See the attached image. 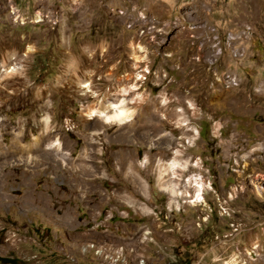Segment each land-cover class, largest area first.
Masks as SVG:
<instances>
[{"label":"rangeland","instance_id":"rangeland-1","mask_svg":"<svg viewBox=\"0 0 264 264\" xmlns=\"http://www.w3.org/2000/svg\"><path fill=\"white\" fill-rule=\"evenodd\" d=\"M0 264H264V0H0Z\"/></svg>","mask_w":264,"mask_h":264},{"label":"bare ground","instance_id":"bare-ground-1","mask_svg":"<svg viewBox=\"0 0 264 264\" xmlns=\"http://www.w3.org/2000/svg\"><path fill=\"white\" fill-rule=\"evenodd\" d=\"M76 1L77 0H72V2L74 4L76 3ZM116 8H117V6H116ZM113 13H115V11ZM38 19H39V17H38ZM38 22H40V21H38ZM138 48H140V47H138ZM73 60H75V59H73ZM84 87L88 88L89 86L87 84H85ZM102 101L103 102H102L100 108H96L95 107L92 110L89 109L90 110L89 113L86 114V115L90 116L91 120H92V118H96V117L99 116L101 118H104L107 124H109L111 122H114V124H115V122H117V123H120V124L123 125V124H126V123L130 122V119L132 117V112L125 108V105H124L125 104V99L121 100V102H119V103L114 104V103L110 102V99H108L107 96H105L104 100H102ZM170 169H172V168H170ZM238 178L242 179L243 178V174L242 173H238ZM189 184H191V183H189ZM195 186H196L195 196L187 197V198H192V200H190L188 202L189 204L191 203L192 206H195L194 205L195 203H198L199 201H201V193H202V190H204L203 185L197 180L195 181ZM186 196H189V195L187 194Z\"/></svg>","mask_w":264,"mask_h":264}]
</instances>
